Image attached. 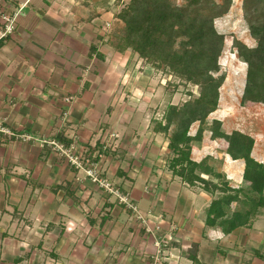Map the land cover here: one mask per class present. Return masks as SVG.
Listing matches in <instances>:
<instances>
[{"label": "crops", "instance_id": "0c3cea01", "mask_svg": "<svg viewBox=\"0 0 264 264\" xmlns=\"http://www.w3.org/2000/svg\"><path fill=\"white\" fill-rule=\"evenodd\" d=\"M99 3L0 0V31L14 20L0 39V119L32 136L0 131V264H264V210L224 232L207 222L217 193L168 168L174 154L152 120L161 112L145 79L134 81L139 58L111 45ZM206 137L191 158L239 187L244 161ZM43 140L94 161L143 219L88 177L86 161L77 167Z\"/></svg>", "mask_w": 264, "mask_h": 264}, {"label": "trees", "instance_id": "16d2710c", "mask_svg": "<svg viewBox=\"0 0 264 264\" xmlns=\"http://www.w3.org/2000/svg\"><path fill=\"white\" fill-rule=\"evenodd\" d=\"M184 1V5H179L174 0H131L117 14L122 30L109 33V40L120 52L130 49L137 53L143 67L151 66L178 78V82H166L171 95L180 86H197V94L188 90L189 100L180 106L169 102L163 116L152 120L155 130L169 138L168 146L174 156L169 159L168 168L189 185L217 193L208 208L207 222L230 232L238 226L251 225L264 210V163L251 155L254 138L238 130L223 131L220 119H213L206 127L209 114L218 108L220 87L226 77L225 73L216 75L225 36L217 31L214 22L229 12L233 0ZM243 7L250 31L259 38L254 47L234 39L233 46L248 66L242 97L264 104V0H244ZM195 122L199 125L191 134ZM207 130L212 139L226 141L224 151L232 159L244 161L239 187L231 186L227 175L217 171L210 159L198 162L191 158L193 145L202 142ZM211 213L218 220L211 219Z\"/></svg>", "mask_w": 264, "mask_h": 264}, {"label": "rangeland", "instance_id": "374dc122", "mask_svg": "<svg viewBox=\"0 0 264 264\" xmlns=\"http://www.w3.org/2000/svg\"><path fill=\"white\" fill-rule=\"evenodd\" d=\"M130 1L131 0H101V3H99V8H102L104 16H109L112 19L109 23L105 21L106 28L110 31L109 33L122 30L123 23L117 17V14L121 12ZM216 1L219 3L222 2V0ZM243 1L244 0H233L229 12L216 18L214 22L217 31L225 36L223 51L219 57L220 71L216 75L225 73L226 77L220 87L218 108L216 111L209 114L206 127L210 126L213 119H220L222 121L223 131L231 133L234 130H238L246 135H250L255 141L251 155L257 161L264 163V104L247 101L242 97L248 66L245 59H243L244 57H239V52L233 46L234 39L240 40L249 47H254L258 43V34L250 31L244 16ZM174 2L179 5L185 4L184 0H174ZM135 54L139 58V63L135 69L141 71L136 73L137 76L134 78V81L137 83L138 80L142 81L145 79L146 83L142 86H144L146 92H150L153 105L157 106V109L161 112L159 114L160 117L163 116L164 110L169 102L179 104L180 106L191 98L187 94L188 90L194 91L196 94L198 93L197 86L189 84L186 87L180 86L179 89L171 95V92L167 90L166 82L169 79L178 82L179 79L164 74L162 71H158L151 66L146 65L143 67V60L137 53H134V55ZM134 63L135 61H131L132 66ZM141 67L143 68L141 69ZM198 125V122L192 124L190 132L195 133ZM173 129L174 126L170 129V133ZM210 134L211 132L207 130V132H205L206 138H208ZM219 140V145L226 147L227 144L225 140ZM202 153H209V150L204 149ZM234 206L235 204H233V207Z\"/></svg>", "mask_w": 264, "mask_h": 264}, {"label": "built area", "instance_id": "2783aa9c", "mask_svg": "<svg viewBox=\"0 0 264 264\" xmlns=\"http://www.w3.org/2000/svg\"><path fill=\"white\" fill-rule=\"evenodd\" d=\"M6 20L8 22L6 23L4 29L0 31V39L7 37L13 30L14 20L9 17H7ZM3 123L4 121L0 119V131L6 133L8 136H12V135L17 137L20 136L25 141L32 139V136L28 134L16 135L15 133H12V131L8 129ZM111 135L116 136V134H111ZM42 142L49 144L53 148V150L59 152L61 155H65L66 157H68L71 163H73L77 167H82L83 163L86 161L88 164V167H86V172L88 177H90L94 182H97L105 191L114 194L117 197L120 204L124 205L128 209H131L136 214H138L139 218L143 219V217L138 213V206L130 199L129 195L122 193L119 189L114 187L112 183H110L105 179H102L98 175V169L94 161L89 159L86 160L80 156L73 155L71 152L72 146L67 147L63 142H60L58 140H43ZM142 221L145 222V220ZM147 228H148L147 230L150 231V228L149 227ZM153 264H160V258L157 257Z\"/></svg>", "mask_w": 264, "mask_h": 264}]
</instances>
